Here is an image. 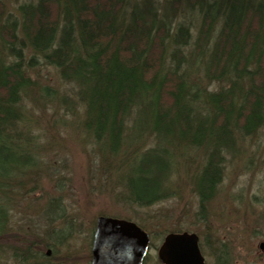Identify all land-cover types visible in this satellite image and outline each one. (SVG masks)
Returning a JSON list of instances; mask_svg holds the SVG:
<instances>
[{"label":"trees","instance_id":"trees-1","mask_svg":"<svg viewBox=\"0 0 264 264\" xmlns=\"http://www.w3.org/2000/svg\"><path fill=\"white\" fill-rule=\"evenodd\" d=\"M41 65L73 94L39 87ZM36 88L66 105L101 161L120 159L116 174L129 160L119 190L138 209L175 195L180 164L199 156L192 189L204 219L227 156L252 154L247 144L264 129V0H0V240L11 235L18 205L28 219L38 210L14 197L49 154L29 117ZM147 139L152 145L141 148ZM42 208L49 222H68L44 242L55 255L75 220L59 196ZM33 243L25 262L54 264L31 252Z\"/></svg>","mask_w":264,"mask_h":264},{"label":"rangeland","instance_id":"rangeland-1","mask_svg":"<svg viewBox=\"0 0 264 264\" xmlns=\"http://www.w3.org/2000/svg\"><path fill=\"white\" fill-rule=\"evenodd\" d=\"M35 78L39 87L49 85L57 88L60 95L73 94L71 84H65L53 66L36 68ZM32 93L28 108L32 110L29 117L35 124L33 134L38 136L37 141L49 154H40L39 174L29 175L25 190L18 188L14 197L15 200L26 198L24 201L31 206L37 201L35 205H38L39 215L35 211L29 219L22 217L21 206H17L11 235L0 240L4 246L0 258L4 263L35 264V260L25 262L28 258L23 255V250L29 242L37 241L40 247L33 243L31 252L46 253L51 257L46 260L49 263L90 264L91 230L95 228L98 216L112 215L137 220L149 229L152 247L147 264H160L156 246L175 228L195 229L200 234L206 264H218V257L224 260L221 256L225 255L228 264H264V253L258 247L264 241V129L247 144L252 154L227 156L225 177L205 210L206 218L203 219L199 213L197 196L192 189L193 175L202 161L195 154L182 161L180 167L183 169L173 177L176 179L172 186L175 195L138 209L124 202L123 191L119 190L122 189L119 181L125 179L129 160L121 162L122 174H116L120 159L109 157L101 161L94 145L79 127L78 119L67 111L65 104L59 107V102L52 103L38 88ZM152 143L147 139L141 148ZM36 183V191L29 194L27 191L32 190ZM58 196L68 206L69 219H74L75 225L68 242L58 246L55 255L51 247L48 255L50 248L44 242L51 236L57 240L56 232H61L68 225L65 221L49 222L43 217L45 208L42 206L50 197Z\"/></svg>","mask_w":264,"mask_h":264},{"label":"water","instance_id":"water-1","mask_svg":"<svg viewBox=\"0 0 264 264\" xmlns=\"http://www.w3.org/2000/svg\"><path fill=\"white\" fill-rule=\"evenodd\" d=\"M149 235L135 222L99 216L93 240L92 264H141ZM264 249V242L260 243ZM164 264H205L196 233H169L159 249Z\"/></svg>","mask_w":264,"mask_h":264},{"label":"flooded vegetation","instance_id":"flooded-vegetation-1","mask_svg":"<svg viewBox=\"0 0 264 264\" xmlns=\"http://www.w3.org/2000/svg\"><path fill=\"white\" fill-rule=\"evenodd\" d=\"M161 245V244H160ZM159 246V245H158ZM158 246H156V249L158 248ZM152 247V243H151V241H150V246H149V248H151ZM149 253H150V249H149V251H147V254L145 255V257H144V260H143V264H147V257H148V255H149Z\"/></svg>","mask_w":264,"mask_h":264}]
</instances>
